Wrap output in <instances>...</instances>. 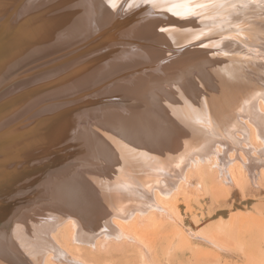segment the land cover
<instances>
[{
    "label": "bare ground",
    "instance_id": "6f19581e",
    "mask_svg": "<svg viewBox=\"0 0 264 264\" xmlns=\"http://www.w3.org/2000/svg\"><path fill=\"white\" fill-rule=\"evenodd\" d=\"M95 1L96 0H56L54 5L51 4V7L43 8L40 13L37 11L38 13L34 20H31L33 17L29 19L30 22L35 21L37 23L34 26H30L31 23L22 24V26H16L12 29L13 27L10 28V26L6 25L9 17H5V22H2L3 26L0 30V94H2L0 96V235L3 234V223L6 227V222L8 223V221H10V224L13 222L9 227L11 228L10 235L15 240V243L17 242L18 246H13L15 244L12 245L14 256L17 255V257H19L24 253V256H33L35 259L37 255H40V257H42L41 263L39 261L40 264H77L75 259H73L74 257L72 258L71 255L69 257L65 250L55 243V234L61 227H67L72 242L87 244L90 248H95L96 250L106 251L117 245L123 244L122 242L126 240L128 243L134 242L146 255V247L143 242L137 239V233L145 229L146 225L151 222L149 221V215L153 209L162 210L165 213L166 219H171L173 222L182 225L183 216H181L179 212L175 214L169 212L163 206L164 203L172 199L174 194L182 193L185 197L200 194V192L197 193L192 191V168L194 167L193 165L196 164L190 161V158L193 156H197L198 162L203 161V165L208 166V168H210L208 164L211 162L210 159L212 157L217 160V173L214 175V178H212V181L219 183L218 185H223L224 189L228 188L229 190H234V188L237 189L238 187L241 189L243 186L247 185L260 187V182L264 180V161L260 160L261 157H263L264 149H261L259 146L261 149L259 151L256 148L257 151H255V153L259 156L257 158L258 160H254L255 158H253L251 154H248L246 157L244 155L237 156L239 145L242 142L234 137V130L231 129L234 123L242 119L250 126L252 137H257L258 144L264 146V92H262L264 89V66L260 63H255L259 61L255 54L256 50L248 48L249 46L258 45V43L262 44V42H264V23L262 22L261 25H258L255 21V24L254 22L248 25L245 24L247 27L243 25L245 20L243 22V19H241L244 18L242 14L244 11L242 12L243 8L241 4H243V7H246L248 5L247 0L244 1V3H242L241 0H237V2L230 0V4L231 1L237 3L234 6L235 8L231 10L230 7L233 2L231 6L229 5L226 9L228 5L227 3L223 4L225 3V0H223V3L218 4L220 10L213 11L212 9L215 15L217 11H222L221 14L226 13V11H230V13L236 11L229 17L232 19H223L226 22L221 18L216 21V23L212 22L214 26L211 27V31L213 33L223 26H228L227 28H229V30H225V34L223 35L225 39L227 38L226 36H228V40L235 37L234 40L237 39L236 43L240 42L238 44H244L243 47H245L246 50L245 53H242L238 45L235 46V50L228 46L223 48L224 41L221 40L222 42H220L223 44L221 47H219L221 44L219 46L217 45L218 48L216 49L217 51H214L215 53L212 51V53H209L210 51L208 52L211 55L213 54L212 56L209 55V59L212 57L217 65V67H214L216 65L213 64L211 66L213 69L210 67L213 72H211L209 68L207 70L201 69L206 66L202 63H207V61L209 63L210 61L207 57L208 54L205 55L202 51H196L198 49L209 48L206 47V42H204V45H199L196 42V38L199 35L195 37L196 34H192V36L188 34V38L178 42L177 45L174 43L170 45V42V49L167 48L168 46L166 47L161 44V46L159 45L162 47L161 51L157 49L148 50L146 47L143 50L144 53L138 55L137 52H139V48L142 47L139 46L136 48V45L139 43L138 41L147 40L149 38L148 35L153 37L149 34L152 30L149 28L145 30L134 29L131 24L122 27L121 21L118 23L116 22L120 25L118 31L113 33L109 32V24L112 25L115 18H113L112 21L111 18H105L106 20L101 19L100 16L103 12L98 9L95 10ZM174 1L175 0H172V4L170 5L167 3V0L166 2L165 0H160L158 3L159 5H154L156 12H161V9L163 11L172 9L174 12H177V14L175 13L176 16L178 14L186 15L181 11L183 7L180 11L175 8L179 4H175L177 2ZM189 1L191 2V0ZM108 2H112V0H103L101 4L99 3L100 7L104 8L105 6L103 5L106 3L108 5ZM20 3H22L21 0L17 6H19ZM249 3L252 5V2ZM96 4H98V2H96ZM213 4L215 3L213 2ZM256 4L257 3L254 5ZM182 5L185 6L186 4ZM189 5L191 4L189 3ZM263 5V0L258 1V10H264ZM5 6L6 5L2 6V3H0V16L2 14L1 12L5 11ZM199 6H201V4ZM210 7L215 8L214 5H210ZM249 7L250 6L244 8L245 11H247L246 9ZM13 8L16 9V7ZM105 8H108V6ZM186 9H183V11L188 12L190 10L188 9L187 11ZM251 10L252 9H248V11ZM173 11L172 13L174 14ZM200 11L198 12V16L201 14ZM239 11L241 12V14L239 13L241 16L238 14L237 17L239 18L240 16L241 18H234ZM156 12L152 13L157 15ZM172 13L168 14H171L173 17ZM206 13L209 12L207 11L204 14ZM262 14L259 15L261 16ZM254 15L259 16L258 13H254ZM195 16L193 15L192 18ZM201 16L205 17L204 15ZM148 17V20H150L149 15ZM157 17H159V15ZM187 18L190 19L188 16ZM187 18H183L185 19L183 22L186 21ZM157 19L158 18L155 20ZM155 20L151 19V21L146 22L155 23ZM238 20L242 23L234 24V21ZM202 21L203 20L197 25H203ZM229 21L231 23L227 24ZM194 22L196 23L197 21L195 20ZM250 22L252 21L250 20ZM212 23L209 24L211 25ZM225 23L227 25H225ZM209 24H206L207 27H205L206 25L204 26V30L208 28L207 33L210 31ZM124 25H127V23ZM177 25L178 24H176L175 27L171 25L172 28L165 29L167 34H169L170 29H175L173 32L174 34L182 33L181 30L184 29L185 24L182 25L180 23L179 26ZM48 29H53V33L47 34L48 32L46 33L45 30ZM224 29L225 28L222 30ZM185 30L187 31V29ZM222 30L219 32L223 33ZM48 31L51 32L50 30ZM192 31L196 32L197 27ZM219 32L218 35L220 37L221 34ZM199 33L200 32H198V34ZM169 35L166 36V39L173 38ZM65 37L68 39L72 38V40L78 42L80 40L82 42L83 40H89V42L92 43H90L91 46L94 45V47H89L88 49L89 52H91V58L87 59V56L84 57L85 51H83L84 53L82 52L81 57L74 59L67 67L63 65V67L57 69V71H50L49 74H45L38 78L36 77L37 79H33L34 81L22 83L24 81L22 78H25L27 75L25 73L23 75L24 77H19L21 79L17 78L18 81L14 82L15 79L13 80V77H10L11 74L30 64L29 61L31 57L28 56V52L39 47L42 43L52 42L54 44L55 42L63 40ZM202 37L200 38L202 39ZM189 39L193 40L192 43L190 42L191 46L193 47L192 44H194V48L197 47L198 49L190 51L189 48L192 49V47H185L188 44L185 43L188 42ZM123 41H125V44ZM132 41L135 44L134 47L131 45ZM155 42L156 41L150 43L155 45ZM181 43L183 44L181 45ZM236 43L234 42V44ZM147 44L145 42L144 45L146 46ZM261 44L259 45L264 46ZM154 45L150 44L149 46L155 47ZM163 46H165V48ZM167 51L169 54H167ZM39 52L38 50V55L40 54ZM80 52L81 51H79V53ZM161 53H163V55H160ZM33 54L35 53L33 52ZM38 55L36 54V56ZM175 57L176 60L174 59ZM212 59L211 62L213 61ZM136 62H140V64L138 65ZM131 65L137 67H134L136 70L134 72L138 73L133 76V71L130 70L131 72L129 73H131V77H129L131 80L128 79L130 82L126 80L128 76L125 77L123 76L124 74H122L125 79L121 77V79L119 78V80H117V83L115 81V76L118 75L122 69L124 71V68L130 69L128 67ZM119 67H122V69ZM117 68L121 70H118L119 72L116 73L115 70H117ZM193 69H196L197 73L195 72V75L189 76V73L194 71ZM118 76H120V74ZM9 78L12 79V81ZM251 78L255 79L256 82L254 83L253 81L250 83ZM125 80L128 81V83H125ZM163 83L168 84L169 87H166L167 89L157 90ZM63 84L66 86L75 85L72 88L77 89V91L73 93L68 92L63 96L64 99L58 96L61 100H64V102L61 101V103H56L44 108V106L48 104V97L54 94L56 95L55 91L57 90L59 93V89L64 86ZM11 86L15 88L1 93L7 87L9 88ZM101 91H103V93H99ZM84 94L87 95L84 97ZM81 95L83 97L80 98V101L77 99V96L79 97ZM251 95H256V99H254L252 105V102H249V96ZM74 96L76 100L68 102L70 100L69 97L73 98ZM176 99L178 101H176ZM30 112H33V115H29ZM94 116H99V118L96 117L98 121L99 119L103 121H101L100 124L96 123L97 125L90 123L92 124L90 129H87L86 123H84L83 126L81 125L80 122H85ZM90 124L88 123V125ZM131 132L136 133L134 134L136 135V139L132 134L133 139H135H132V141H130L131 138H129L131 135L129 133ZM194 139L196 140L195 143L192 141ZM189 145H193L194 148L189 147ZM216 146L217 150H215ZM178 154H180V158H178ZM44 156H47L46 161L44 160ZM42 157L44 158V163L42 160L39 164L35 162L36 165L33 167H30L32 163L29 166L28 162H30V159H39ZM162 158H168V160L162 162ZM24 162L28 163V165H22ZM235 164L238 165L235 166ZM81 165L82 167H80ZM141 168L145 175L143 174L144 176H141L140 179L142 178L144 180L143 182L146 184L149 183L148 187L150 186L149 189H151L149 191L151 193L153 192L155 198L151 200V196L148 194L150 197L144 199L143 196H145L148 191L141 196V191L139 189L140 192L135 191L133 193L134 201L131 204L134 203V206H130L131 208L128 209L125 204V196L128 195V191L130 192L128 186H140V180L137 175L141 173V171L138 172L137 175L135 173ZM175 169H177L175 174L169 171L173 170L175 172ZM73 170H76L75 172L79 171V173L77 172L76 174L80 175L85 172L87 173L83 175H90L93 173H95V175H101L98 176L99 178L97 180L93 181V187L95 186L94 188L101 191V193L104 194L103 196L106 195L107 198L105 197L106 200L103 198L105 200L104 204L98 209H96V206H93V204L89 206L91 209L88 211L80 209L84 204V201L81 202V200H85L86 198V200L88 199L91 201V196L89 195L96 196V194L92 193L97 192H88V195L85 197L81 196L82 194L78 195L81 189H79L80 191L78 190L79 192H76L78 188H76L75 183L74 187L72 185V181L75 178L73 179V177L69 175ZM39 172L42 174L41 177L39 176ZM58 172L60 174H58ZM125 172L128 174V177ZM34 173H39L38 176L40 178L36 177ZM53 173L56 175L55 180L52 175H50ZM78 176L76 177L78 180L77 184H79V186L80 184H85L81 183ZM89 178L92 179L93 177L91 178L90 175ZM85 179L83 177L84 181ZM58 180H60V182H65L63 183L65 185L63 186L62 183L58 185ZM82 186H80V188H82ZM83 187H85V185ZM87 187L88 186L85 188ZM90 187H92V184ZM144 187L146 188L147 186ZM73 188L75 194L78 193V196H81V198L83 197V199H80L75 195L80 199V204H82L79 209L76 206L79 204V201L74 204L75 200H77V198L74 199V193L71 194L74 196V202L72 200L73 204H71L72 202H70V200V203L68 200L66 201L67 198L71 197L70 194V197H68L69 195L67 194L65 200H60L63 196L61 189H65L66 191L63 190L65 193H70ZM29 189H33L34 197L33 195H28V193H33H27ZM87 189L89 190H85L90 191L89 187ZM83 191L82 193H86ZM37 193L45 195L44 197L48 196L46 200H51L52 202L56 201L54 204L57 203V205H48L50 201H43L39 197L40 200H37L42 202L40 206L37 205V210H35V205H30V203H25L26 205L22 204L24 206H20V209L17 207L16 209L14 208L15 200L28 196L31 198L33 197L32 199L34 200L38 195ZM44 197L42 199H44ZM57 199L58 201L60 200L62 203H60L61 205H59ZM93 199L95 198L93 197L92 200ZM33 200H31L32 203ZM36 201H34L35 204L40 203ZM10 202L12 203L9 204ZM95 203L97 204V200ZM4 211H7L9 215H4ZM1 215H4L5 219ZM6 217L8 219H6ZM159 217H162L161 214H158V216L157 214L155 215V219ZM101 219L104 222H101ZM104 219L111 220L105 221ZM154 223L155 222H153V224ZM182 228L186 230L184 224ZM186 232L216 246L209 238H204L195 232L187 230ZM97 233L98 235H96ZM2 245L5 247V244L2 243ZM2 247H0L1 251H7V248L2 250ZM7 252L11 253L9 251ZM4 253L0 254L5 256ZM23 255L19 258H24ZM4 259L6 260V258ZM15 259H13V262H18L19 264L20 259L18 261L17 258V262L14 261ZM22 260L24 262V259ZM25 260L29 261L30 259L27 260V258H25ZM25 263L26 262H24V264ZM20 264L22 263L20 262Z\"/></svg>",
    "mask_w": 264,
    "mask_h": 264
},
{
    "label": "rangeland",
    "instance_id": "374dc122",
    "mask_svg": "<svg viewBox=\"0 0 264 264\" xmlns=\"http://www.w3.org/2000/svg\"><path fill=\"white\" fill-rule=\"evenodd\" d=\"M14 1H16V2H14ZM19 1L20 0H13V1L12 0H0V3H2V6L6 5L5 6L6 8L4 9L5 11L1 12L2 14L0 16V25L2 24L3 21L5 22V19L7 17H9L6 25L10 26V28L13 27L12 29H14V27H16V26L20 27V26H22V24H30L31 23L30 26H34L37 23L35 21L34 22H30L29 19L31 17H33V19H31V20H34L36 18V16H37L36 14L38 12L40 13L43 8H46V7H49V6L51 7V4L54 5L56 0H21L22 3H20L19 6H17ZM102 1L103 0H96L94 7H96L95 10L98 9L99 11L103 12L102 13L103 15L101 14V16H100L101 19H105V18L109 19V18H111V21H112L113 18H115L114 23H112V25L109 24L110 25L109 28H108L109 32L113 33V32L118 31L120 25H118L117 23L121 22V21H122L121 22L122 27L123 26L124 27L128 26V24L129 25L131 24V26L134 27V29H140V30L144 29L145 30L146 28H149V29L152 30L151 32H149V34H151L153 37L148 35V37H149L147 39L148 41L147 40L144 41L143 39H142L143 41H138L140 44L138 43L137 44L138 46L136 45V48H138L139 46L140 47L141 46L144 47L145 46L144 45L145 42H146V44L148 43L149 45L150 44L154 45L153 43H150V42H153V41H156L154 46L157 47V48H155L153 46H152L153 47L152 48L151 46H149L147 44L144 48H142V47L139 48V50H138L139 52H137L138 55L140 53L141 54L144 53L143 50L146 47H147L146 49H148V50L157 49V50L161 51L162 47H160V46L161 45H165L166 47L168 46L167 48L170 49L171 47H169V46L173 45L172 43L177 45L178 42L184 40L185 38L187 39L188 38V34L191 35V36H192V34L193 35L196 34L195 37L197 35H199L196 38V42L199 45H204V42H206L207 44H205V45H206V47H209V48H207V49H205V48L198 49L197 47L194 48L195 47L194 44H192L193 47L191 46V43H192L193 40H190V39H189V41L187 40L188 42L185 43V44L188 43L185 47H187V48L192 47V49L189 48L190 51L193 50V49L194 50L198 49L196 51H200V52L202 51L205 55L208 54L207 55L208 59H209V55H211L209 53L214 52L218 48L217 45L219 46L221 44L219 47L222 46V44H223V43H221L222 41H224V44H225V45L223 44V46H222L223 48L228 46L231 49L235 50V46L238 45V48H239V50L242 51V53L246 52L245 47H243L244 44H238L240 42L236 43L237 39L234 40L235 37L233 39L230 38L228 40L227 39L228 36H226L227 40L225 39V37L223 35L225 34V30L226 31L229 30V28H227L228 26L227 27L223 26L222 28H219V30L215 29L216 31L213 30L217 34L215 32L212 33V31H211V27L214 26V24L212 22L216 23V21L220 20V18L222 20L226 19V18H229L230 16H232L236 12V11H233L232 13H230V11H228V12L226 11V13L221 14L222 11L221 12L217 11L218 13L216 12V15H215V12L213 13L212 9H213V11L220 10V7H219L218 4L223 3V0H218V1L217 0H215V1L214 0H197V1L196 0L192 1L191 0V2L189 0H184V3H183V0H179V1L175 0L177 2L175 4H179L175 8L177 10L179 9L178 11H180L181 8L183 7L181 11H182V13L186 14V15H179L178 14L177 16L175 15V13L177 14V12H174L170 8H169L170 10H168V9L164 10L166 12H164L162 9L160 10L161 12H158V11L156 12L154 5H157L160 2V0H157L158 2L155 1V0H112V2H108V5H107V3L105 5H103L105 7L108 6V8L100 7V4H101ZM233 1L237 2V0H233ZM233 1H231V4H232ZM244 1H246V0H241L242 3H244ZM256 1L255 0H253V1H250V0L248 1L247 0V3H248L247 6H250L248 9H252L251 11H248V9H246L247 11H245L244 8H247V6L243 7V4H241L242 5L241 7L243 8L242 12L244 11L242 13L244 18L240 17L241 16L240 15L241 14L240 11L234 16V18H238L237 16L240 13L239 14L240 16H239L238 19H240V18L243 19L242 20L243 22L245 20L243 25L246 26V27L250 23L254 22V24H255V21H256V24H258V25H261L262 22L264 23V20H263L264 19V10L263 9H259L260 10V12H259V10H258L259 7L258 6L260 4L258 6H257V4H258V1H260V0H256ZM96 2H98V4H96ZM154 2H156V3H154ZM165 2H166V0H165ZM171 2H172V0L171 1L167 0V3H169L170 5L172 4ZM201 2H203V3H201ZM213 2L215 4H213ZM224 2L225 3H223V4L227 3V5H228L226 7V9L229 7V5L231 6L230 0H225ZM235 2H233V4H232L233 7L231 6L230 10L235 8L234 6L237 4ZM249 2H252V5ZM263 2H264V0H263ZM189 3L191 5H189ZM253 3L254 4L257 3V4L254 5ZM182 4H186V5L184 6ZM200 4H201V6H199ZM210 5H212V6L214 5L215 8L210 7ZM153 6H154V8H153ZM244 6H245V4H244ZM10 7H12V8H10ZM13 7H16V9L13 8ZM205 7H207V8H205ZM183 9L184 10L186 9L187 11H188V9H190V10L188 12H186V11H183ZM108 10H109V13H108ZM110 10H111V12H110ZM200 10H202V11H200ZM112 11H113V13H112ZM172 11L174 12V14L172 13ZM199 11L201 12V14L199 13L200 17L198 16V12ZM207 11L209 13L204 14ZM252 11H254V12H252ZM19 12H20V14H19ZM152 12L153 13L156 12L157 15L153 14ZM191 12H192V14H191ZM210 12H211V14H210ZM164 13H166L168 16L166 14H164ZM168 13H172L174 18L172 17L171 14L169 15ZM188 13H189V15H188ZM244 13H246V14H244ZM254 13L255 14L258 13V15L262 14V13L263 14L261 16L259 15L260 16L259 17V16H255ZM146 14H148L150 16V20H148L149 17ZM152 14H153V16H152ZM195 14H196V16H195ZM158 15H159V17H157ZM193 15L195 16L194 18H192ZM201 15H204L205 17H202ZM187 16L190 17V19L187 18ZM197 16H198V18H197ZM224 16H225V18H224ZM252 16H253V18H252ZM116 18H117V21H116ZM154 18L155 19L158 18V19L155 20ZM183 18H187V20H186L187 22L186 21L183 22V20H185ZM151 19L155 20L154 21L155 23H147V22L151 21ZM229 19H232V18H229ZM22 20H24V21H22ZM195 20L197 21L196 23L194 22ZM201 20H203L202 21L203 25L199 24V26H198L197 24L199 22H201ZM250 20L252 22H250ZM133 21H135V22H133ZM169 21H171L173 24L171 22H169ZM15 22H16V25H15ZM175 22H176V24H178L177 26H179L180 23L182 25L185 24V27H189L191 24L192 25L190 26L191 28L190 27L189 28H185L184 27V29L181 30L182 33H180V34H177V33L174 34L173 32L175 31V29H173V30L170 29L169 30V34L173 38L172 39H166V36H168L169 34H167V31H165V29L167 30L170 27L172 28V26L175 27V25H176ZM224 22H226V21H224ZM234 22H232V23H234V24L242 23L239 20L238 21H234ZM247 22H249V23H247ZM20 23H21V25H20ZM126 23H127V25H124ZM209 23H212L213 25L212 24L210 25ZM229 23H231V22L229 21L227 24H229ZM150 24H152V25H150ZM159 24H161V25H159ZM206 24L207 25L209 24V26H210L209 33H207L208 32L207 31L208 28L207 29L205 28L206 31L204 30V26ZM227 24L225 23V25H227ZM245 24H247V25H245ZM182 25H180V26H182ZM207 25L205 27H207ZM2 26H3V24L0 26V30H1ZM138 27H140V28H138ZM196 27H197V31L193 32L192 30L195 29ZM163 28H164V30H163ZM223 28H225V29L222 30ZM185 29H187V31ZM48 30H50L51 32H49ZM48 30H45L46 33L48 32L47 34L53 33L52 32L53 29H48ZM202 30H204V31H202ZM220 30H222L223 33H220L219 32ZM198 32H200V33L198 34ZM204 32H206V33H204ZM218 32L221 34L220 37L218 35ZM201 33H202V35H201ZM203 33H204V36H203ZM212 34L213 35L216 34V35H214L215 37ZM217 35H218V37H217ZM237 35H239V34H237ZM160 36L161 37L163 36V37L161 38ZM200 37H202V39ZM168 38H170V37H168ZM205 38H207V39H205ZM215 41H216V43H215ZM123 42L125 44V41H123ZM161 42H163V43H161ZM218 42H220V43H218ZM234 42L236 44H234ZM90 43L91 42H89V40L88 41H84L83 40V42L80 40L78 42L76 40H72V38L68 39L67 37L63 38V40H61L59 42H55L54 44L52 42L42 43V45H40L39 47H37L35 49H32V51L28 52V56L31 57L30 58L31 60L29 61L30 64L24 66L23 69L20 68V69L16 70L15 72H13L11 74V76L10 75L9 76L13 77L12 79L13 80L15 79L14 82H16V81H18L17 78L21 79L19 77H24L23 75L26 73L28 76L26 75L25 78H22V80L24 79V81L22 83H24V82L32 81L33 79L36 80L38 77L44 76L45 74H49L50 71L51 72L57 71V69L62 68L63 65H64V67H67L69 65V63H72L74 61V59H78L79 57H81V54H82L83 51H85L84 57L87 56L86 57L87 59L91 58L92 55H91V52H89L88 49H89V47H94V45L91 46L92 43L91 44ZM169 43H170V45H169ZM182 44L183 43H181V45ZM259 44H261V43H258V45L256 44V45H253V46H249L248 48L256 50L255 54H256V57H258L257 60H259V61L256 60L257 62H255V63L256 64L260 63L262 66H264L263 65L264 64V56H263L264 55V51H263L264 46H260ZM131 45H132V47H134L135 44H134L133 41H132ZM261 45H264V42H262ZM85 46H86V48H85ZM98 46H100V45H98ZM165 46H163V47L165 48ZM81 47H83V48H81ZM213 48H215V49H213ZM36 49H38L40 51L39 55H38V50H36ZM42 49H45V50H42ZM239 50H238V52H239ZM260 50H262V51H260ZM79 51H81V52L79 53ZM33 52L35 54H33ZM41 52H42V54H41ZM86 52H88L89 54L86 53ZM156 53H157V51H156ZM163 53H161L160 55H163ZM262 53H263V55H262ZM36 54L38 56H36ZM167 54H169L168 51H167ZM174 59L176 60V57ZM211 59H212V57L209 59L210 62H211ZM212 60L213 61L211 62V64H210V62L208 63V61H207L208 64L207 63H202L203 65H206V66H204L201 69L202 70H204V69L207 70L209 68V70H211V72H213V70H212L213 67H211V66L213 64L216 65V63L214 62L215 61L214 59H212ZM136 63L138 65L140 64V62H136ZM132 66L133 65L128 67L130 69L124 68V71H123L122 67H119V68L122 69V70L120 69L121 71L117 68V70H115V71H116V73L120 71V73H119L120 76H118L119 74L116 75L115 76V78H116L115 81L118 83L117 80H119V78L121 79V77H122V79L123 78L125 79V77H127V76L128 77L126 78V80H128V79L131 80V78H130L131 77L130 76L131 73H129V72H131V71L134 72V71H136L135 68H137L136 66H133V67ZM214 67H217V65L214 66ZM193 70H192L193 72H191L192 74L189 73V76H193V75H195L197 73L196 69H193ZM115 71H113V72H115ZM133 72H132L133 76H134V74L138 73V72H134V73ZM122 74H124L123 76H125V77H123ZM15 75H17V76H15ZM14 77H16V78H14ZM12 79H10V80L12 81ZM126 80H125V83H128L129 80L128 81H126ZM253 81H254V83L256 82L255 79L251 78L250 83H252ZM13 86H14V84H13ZM74 86L75 85H67V86L64 85V86L61 87V89H59V93H58V90L55 91L56 95L54 94V95H51V96L48 97L49 98V100L47 102L48 104H46L44 106V108L48 107V106H51V105H54L56 103H61V101L64 102V100H61V99H64L63 96H65L68 92L73 93L74 91H77V89H73L72 88ZM63 87H65V88H63ZM166 87L168 88L169 85L163 83V84H161V86L158 87L157 90L167 89ZM12 88H15V87H12V86L9 87V88L7 87L1 93H5V91L7 92L8 90H11ZM260 88H262V87H260ZM63 89H64V91H63ZM105 90H107V89H105ZM105 90H103V91H105ZM263 90H262V92H264ZM96 91H99V90H96ZM103 91H101L99 93H103ZM259 91H261V90H259ZM255 94H257V93H255ZM1 95L2 94H0V96ZM86 95L84 94V97ZM58 96H60L61 99ZM82 97H83L82 95L79 96V97L77 96V99L80 100V98H82ZM249 97H250L249 98L250 99L249 102H252L251 103V105H252L254 103L253 102L254 99H256V95L255 96L251 95ZM251 97H252V100H251ZM71 98L72 97H69L70 100L68 102H70L72 100L73 101L76 100L75 96L72 99ZM177 99H176V101H178ZM52 100H56L57 102L56 101H52ZM257 107H258V105H257ZM35 112H38V111H35ZM30 114L33 115V112H30L29 115ZM96 117L99 118V116H94L91 119H88L85 122H80V123H81L82 126H83L84 123H86L87 129L88 128L90 129V127H92V124L93 125L96 124V123L100 124L101 121H103V120H100V119L98 121V119ZM88 123L89 124L92 123V124L88 125ZM231 129L234 130L233 131L234 137L236 139H238V140H241V142H242L239 145L240 147H239V150L237 152V156L244 155L246 157L248 154L249 155L251 154L253 156V158H255L254 160H256L259 156H258V154L255 153V151H257V150L260 151L261 149H264V146H261V145L258 144L257 137L256 138L252 137V134H251L252 131H251L250 126L247 125L245 123V121H243L242 119H239L238 122L234 123V125L231 126ZM128 132H130V131H128ZM129 134H131L130 137H129V138H131L130 141H132L133 137L136 139V135H134L136 133H132L131 132ZM132 134H133V137H132ZM135 139H133V140H135ZM192 141L194 143L196 142L195 139L192 140ZM189 144H191V143H189ZM259 146L261 147V149H260ZM189 147L194 148L193 145H189ZM215 148H216L215 150H217V146ZM256 148H257V150H256ZM179 155L180 154H178V156ZM235 156H236V154H235ZM262 156L263 157H261L260 160L264 161V159H263L264 158V154ZM180 157L181 156H179L178 158H180ZM44 158L43 157L39 158L41 161L38 158H36V159L32 158L33 160L30 159V162H28L29 166H30L31 163L32 164H31L30 167L35 166L36 164L41 163L43 159L46 161L47 160V156H44ZM197 159H198L197 156H193V157L190 158L191 163H196V164L193 165L194 167L192 168L193 176H192L191 184H192V191H195L197 193L200 192V194H196V195H193V196L192 195L191 196H187L186 195L187 197H185V195H183L182 193L174 194L172 199L166 201L163 206L169 212L174 213V214L179 212L181 214V216H183L182 225L184 224V226H185L187 231L195 232L196 234H198V235H200V236H202L204 238L211 239V241L214 242V244L216 246H218V247H216V246H214V245H212L210 243H207L206 240H203L201 238L194 237V236L188 234L186 232V230H184L182 228V225L173 222L171 219H166L165 213L162 210L160 211V209H157V210L153 209V211L149 215V221H151L152 223L151 222L148 223L146 225L145 229L140 230L139 233H137V235H138L137 239L140 242H143V244L146 247L145 248V250H147V254L146 255L144 254V252L140 249V247L138 245H136L134 242L128 243L126 240L123 241V242L121 241L123 244L117 245V246H115L113 248H110V249H108L106 251L96 250L95 248H90L89 245H87V244H83V243L82 244H80V243L78 244V243L72 242L71 241V236H70V233H69L67 227H64V228L61 227V228L58 229V231L55 234V239H56L55 243L57 245H59L60 247H62L65 250V252L67 253V255H69V257H70V255H71L72 258L74 257L73 259H75L77 264H82V263H84V264H264V180H262L260 182V185H261L260 187H252V186L247 185V186H243L241 189L239 187L237 189L234 188V190H229L228 188L224 189L223 185H218L219 183H215V181H212V178H214V175L217 173V168H218L217 167V164H218L217 160L214 157H212L210 159L211 162L208 164L210 166V168H208V166L203 165V163H202L203 161L202 162L201 161L198 162ZM36 160H39V161H36ZM44 160H43V163H44ZM166 160H168V158L167 159L166 158L165 159L162 158V162H164ZM194 161H196V162H194ZM35 162H36V164H35ZM28 163L24 162L22 165L25 166V164L28 165ZM87 165H85V166H87ZM237 165L238 164H235V166H237ZM80 167H82V165ZM87 167H84V168H87ZM76 170H80V169H76ZM76 170L71 171V174H69V175H71V177H73V179L75 178L74 180L72 179L73 180L72 181V183H73L72 185H73V187L76 185V188H78V189L75 188L76 192L79 189H81V191L79 190L80 192L78 191L79 194L78 193L77 194L78 195L82 194L81 196L85 197L86 195H88V192L92 193L91 191H94V192H97V193L99 192L98 195H97V193H92V194H96L97 197L95 195H93V196L89 195V196H91V201H89L87 199L89 201L88 202L86 200V198L84 200L83 197L81 198V196H78L77 194H75V190L73 188L72 189L73 191L71 190L70 193L69 192L65 193L64 191H66V190L65 189H61L62 192L61 191L60 192L62 193L63 196L61 197L60 200H63V199L65 200L66 199L65 196H67V194L71 195V194L74 193L73 194L74 196L77 195L78 198L83 199V200H81V202L84 201V204L83 205L80 204L81 203L79 201L80 199H78L77 196L74 197L73 195H71V197L69 195L68 197H70L71 199L67 198L66 201L68 200V202H69V200H70V202H72L73 197H74V199L77 198V200H75V202L73 200L74 204L79 201L78 202L79 204L76 205L78 209L81 207L80 205H82V207L83 206L84 207L83 208L81 207L80 209L88 211L89 209H91L89 206L92 205V204H93V206H96V209H98L100 206H102L104 204V201L107 198L106 195L103 196L104 194L101 193V191H99L98 189H97L98 190L97 191L94 188L95 186L93 187V185H94L93 181L97 180L99 178L98 176H101V175H95V173H93L94 175L90 174L91 178L92 177L95 178V179H93V178L90 179L89 178L90 175H88V174L87 175H83V174H86L87 172L82 173V175H80V174H76L77 172L79 173V171L75 172ZM173 170H169V171H171V173L173 172L172 174H175L177 172V169H175V172ZM140 171H141V173H139L140 174L139 175L138 172H140ZM39 173H36V174L34 173V174H35L36 177L40 178L42 176V174L41 173L39 174ZM55 173H56V171H55ZM55 173L50 174V175H52L54 180H55V176L57 175V173H56V175H54ZM90 173H92V172H90ZM38 174H39L40 177L38 176ZM58 174H60V173L58 172ZM75 174L77 176L79 175L78 178L80 179L81 183H85V184H80V186H82V185L83 186L85 185V187L88 186L90 188V191H86V190H89V189H87L88 187L85 188V187L82 186L84 191L82 190V188H80L79 184H77L78 180H77V178H76L77 176ZM125 174H127V173L125 172ZM135 174L136 175L138 174L137 177H139L140 186L139 185H138V187H136V186L134 187V185L128 186V189L130 190V192L128 191V195L129 196L126 195L125 196L126 198L124 197L125 198L126 208H128V209L131 208L130 206H134L133 205L134 203L133 204H131V203L134 201L133 193L135 191L136 192H140L141 191V196H142V194L144 195L146 193V191H148L147 194H145V196H143L144 199H146V198H148L150 196H151V200H154V198H155V195L153 194V192L151 193L149 191V190H151V189H149L150 186L148 187L149 183L146 184V183L143 182L144 180L142 178L140 179L141 176L143 177L145 175L143 169L142 168L139 169V171H137ZM80 176H82V177H80ZM96 176H97V178H96ZM83 177H84V179L86 178L85 181L83 180ZM125 177H126V175H125ZM127 177H128V174H127ZM87 178H88V180H87ZM57 182H59L58 185H60L61 183L62 184L65 183V182H60V180H58ZM74 183H75V185H74ZM87 184H89L90 186L92 184V187H90ZM143 184H144V186H147L148 188L147 187L145 188L143 186ZM64 185L65 184H63V186ZM141 186L144 187V188H142ZM131 187H134V188H131ZM131 189L132 190L134 189V190L132 191ZM139 189H140V191H139ZM82 191L86 192V193H82ZM28 192H33V189L32 190L29 189V191H27V193ZM33 194H34V192L31 193V194L28 193V195H31V196ZM148 194H150V196ZM131 195H133V196H131ZM146 195H147V197H146ZM37 196L34 198V200L32 199L34 197V195H33L32 198L30 196H28V197H23V198H20L18 200H15L16 202H14V205H15L14 208L16 209V207H17L18 209H20L21 208L20 206L23 207L24 205H22V204H25V203H28V204L30 203V205L32 204L33 206L35 205L34 207L36 208V207L40 206V204L42 202V201H39L40 199L43 200V201L48 199L47 198L48 196L44 197L45 195L38 194ZM42 196L44 197V199H42L43 198ZM39 197H40V199H39ZM93 197L95 198L93 200H95V201L97 200V204L95 203V201L92 200ZM131 197H132V199H131ZM27 198L29 199L30 202L28 201ZM30 198H31V200H33V203L30 200ZM103 198H105V200ZM37 199H39V200H37ZM36 200L39 201L40 203H38V204L36 203L35 204L34 201H36ZM60 200L58 201V199H57V202L59 203V205L62 204L60 202ZM22 201H24V202H22ZM46 201H50V202H48V203H50L48 205H52V206L57 205V203L54 204V202H56V201H54V199H53L54 202H52L51 200H46ZM73 202L71 204H73ZM11 203L12 202H10L9 204H11ZM87 203L88 204L90 203V204L88 205ZM64 204H65V202H64ZM18 205H19V207H18ZM3 207H6V206H3ZM35 210H37V208ZM4 213H5L4 215H6V216L9 215V214H7V211H4ZM156 214H157V216H158V214H161L162 217H159L158 219H155V215ZM4 215H1V216H3V218L5 219ZM6 219H8V218L6 217ZM104 220L108 221L109 219H104ZM9 222L10 221H8V223L7 222L5 223V224H7V226H6L7 228L5 227V225L3 223V227L4 228L2 229L3 230L2 231L3 234L0 235V238L2 237L0 239L1 240L0 244L1 245H2V243L5 244V247L3 245H2L3 247L1 245H0V247H2V250H5L7 248L6 250L11 252V253H8L7 251H1V248H0V253H4L5 252L4 253L5 256H2L0 254V261H1L0 264L3 263V262L6 263V264H13V263H15V262H13V259H15V258L16 259L18 258L17 259L18 261L20 259L19 264H20V262L22 264H24V262H26L25 264H31V263L32 264H40L41 263V258H42V257H40V255H37L35 257V259L33 258V256H26V255L24 256L23 255L24 253L21 254V255L24 256V258L23 257L19 258V257H21V255L19 257H17V255L14 256V252L12 251V249H13L12 245L15 244L13 246H17V242L15 243V240L10 235V229L11 228H9V227H10V225L13 222H11V224ZM101 222H104V221L101 219ZM153 222H155V223L153 224ZM71 231H72V229H71ZM4 232H6V233H4ZM99 234H100V232H99ZM96 235H98V233ZM5 239H6V241H5ZM9 239H11V240H9ZM11 241H13V242H11ZM9 246H11V247H9ZM12 252H13V254H12ZM10 254H11V256H10ZM28 257H30V258H28ZM4 258H6V260ZM25 258H27V260L30 259L29 260L30 262L26 261ZM16 259L14 261L17 262ZM22 259H24V262H23ZM31 259H33V260H31ZM8 261H12V262H8ZM39 261H40V263H39ZM79 261H80V263H79ZM15 264H18V262L15 263Z\"/></svg>",
    "mask_w": 264,
    "mask_h": 264
}]
</instances>
